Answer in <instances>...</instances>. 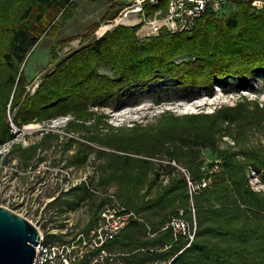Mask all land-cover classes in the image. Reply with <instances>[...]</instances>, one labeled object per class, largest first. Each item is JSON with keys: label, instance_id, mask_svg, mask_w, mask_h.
Listing matches in <instances>:
<instances>
[{"label": "trees", "instance_id": "obj_1", "mask_svg": "<svg viewBox=\"0 0 264 264\" xmlns=\"http://www.w3.org/2000/svg\"><path fill=\"white\" fill-rule=\"evenodd\" d=\"M167 1L146 4V14L165 12ZM77 6L75 0H0V145L14 139L10 111L15 112L12 123L17 127L70 116L67 131L79 132L91 144L71 138L69 146L77 143L78 148L68 166L82 167L94 157L99 175L94 188L106 193L115 187L117 200L142 220L132 221L106 248L118 246L139 264H168L172 258L170 264H264V192L250 184L255 169L264 185L263 104L243 98L212 113L166 111L154 123L120 127L92 110L122 102L131 90L148 89L166 79L192 94L229 80L253 84L257 73L264 72V11L230 0L225 11L205 13L190 31L162 29L144 40L136 36L139 26L119 25L56 62L35 92H27L23 63L41 37L54 38L61 27L58 16L66 22ZM126 6L111 4L102 22L116 19ZM230 8L233 13L226 16ZM98 26L91 25L82 41ZM55 52L50 51L52 62ZM99 66L109 68L110 74L100 73ZM256 134L261 137L251 142L249 135ZM224 136L231 137L237 149H222ZM50 138L57 136L46 133L40 142L18 144L10 152L23 153L27 168ZM203 151L211 156L208 168L221 160L217 171L202 170L209 159ZM187 176L195 185L203 178L211 181L191 196ZM75 190L80 195L64 202L68 209L100 198L87 225L90 230L106 199L85 188ZM181 208L185 218L196 223L194 240L183 251L185 240L174 242L170 230L160 231ZM148 227L156 234L153 238L148 237ZM168 245L169 251L155 253Z\"/></svg>", "mask_w": 264, "mask_h": 264}, {"label": "rangeland", "instance_id": "obj_2", "mask_svg": "<svg viewBox=\"0 0 264 264\" xmlns=\"http://www.w3.org/2000/svg\"><path fill=\"white\" fill-rule=\"evenodd\" d=\"M75 2L78 6L71 19L62 22L58 16L56 21L60 23L61 27L54 38L41 37L39 46L33 49L23 63L22 69L27 80V92L31 94L35 92L42 78L54 69L56 62L79 50L89 40H99L116 28L105 27L111 21L102 22V18L111 4L128 5L132 3L131 0H75ZM232 13L233 9L231 8L225 12L226 16H230ZM95 23H99V26L93 35L85 42L82 41V35ZM139 29L136 31L138 39L156 37L141 38L138 34ZM64 39L67 42L60 43ZM53 48L56 51L54 62L50 60V51ZM98 71L102 74H110V70L106 66H99ZM224 85L228 86L224 87ZM224 85L219 84L211 91L202 90L192 94L174 87L173 82L166 79L151 85L148 89L131 90L122 102H112L102 109L93 107L92 110L105 115L104 120L109 125L120 127L132 126L133 123H154L166 111L175 115L212 113L223 106H234L243 98L264 105V72L257 73L256 80L251 85L241 86L235 80H229ZM14 113V111H10L7 114L14 139L0 145V207H6L30 220L44 233L58 232L56 235L58 240H71L80 233H87L89 231L87 225L93 218V212L100 198H97L96 201L80 202L74 209H68L64 202L72 201L77 195H80L77 190L72 191L75 188H85L91 193L103 192L94 188L93 183H96L99 177L94 157L91 156L82 167L68 166L70 157L75 154L78 148L77 143L69 146L70 139L73 138L84 144L91 143L81 138L79 132L67 131L68 122L72 119L70 116H58L48 122L17 127L12 123ZM46 133H52L57 138L47 139L45 145L36 152L32 160L29 161V166L25 168V155L19 151L10 152L11 149L18 144L23 147L34 145L40 142ZM258 137L261 136L249 135V140L254 142ZM220 145L222 149L231 147L237 149L234 140L227 136L222 137ZM93 146L100 148L94 144ZM203 155L209 157L206 160L208 164L212 162L208 151H203ZM220 162V159L213 161L217 164ZM173 164L177 166L176 163L173 162ZM182 171L184 170L182 169ZM250 172L251 186L256 191L264 192V185L257 178L258 171L251 169ZM111 190L116 192L115 187H112ZM183 211L185 215V209ZM59 231H62L63 234H59ZM114 246L107 248L111 253L118 255L116 260L110 264H139L133 261V258H129L126 251ZM138 255L141 257L142 254ZM171 262L170 259L168 263ZM79 264L86 263L79 262Z\"/></svg>", "mask_w": 264, "mask_h": 264}, {"label": "built area", "instance_id": "obj_3", "mask_svg": "<svg viewBox=\"0 0 264 264\" xmlns=\"http://www.w3.org/2000/svg\"><path fill=\"white\" fill-rule=\"evenodd\" d=\"M161 1L131 0L132 3H129L119 13L118 17L114 21L107 23L105 27L137 25L140 27L138 34L141 38L158 36L162 29H167L171 33L190 31L194 27L195 21L205 13L219 15L225 11L230 3V0H168L167 10L165 12L162 9H158L151 15L146 14V4L155 6L160 5ZM243 1L249 3L255 10L264 11V0ZM206 160L204 163L205 167L203 166L202 170L208 171V173L217 171L218 164L214 163L212 168H208ZM187 181L189 192L192 196L196 190L205 188L211 179L203 178L199 184L195 185L187 176ZM96 193L104 197L106 203L99 212L96 225L87 233H80L74 239L63 241L58 240L56 236L58 232L44 233L36 227L39 231L40 238L38 245L35 247L36 254L33 264H79V262L86 264H110L116 260L118 255L111 253L106 248V245L112 242L132 221L142 220L132 210L124 207L117 200L115 193L111 189L106 193ZM166 230L171 231L174 242L180 239L187 242L182 249L183 251L194 240L196 223L195 220L189 222L184 216L183 209H178L176 215L160 229V231ZM59 232V234H63L62 231ZM148 235L150 237L155 236L149 227ZM170 247L171 245H168L156 251H167Z\"/></svg>", "mask_w": 264, "mask_h": 264}, {"label": "water", "instance_id": "obj_4", "mask_svg": "<svg viewBox=\"0 0 264 264\" xmlns=\"http://www.w3.org/2000/svg\"><path fill=\"white\" fill-rule=\"evenodd\" d=\"M39 238L32 222L0 207V264H33Z\"/></svg>", "mask_w": 264, "mask_h": 264}, {"label": "crops", "instance_id": "obj_5", "mask_svg": "<svg viewBox=\"0 0 264 264\" xmlns=\"http://www.w3.org/2000/svg\"><path fill=\"white\" fill-rule=\"evenodd\" d=\"M155 235H156V234H155ZM148 237H149V238H153V237H150L149 235H148ZM156 250H160V249H156ZM156 250H155V253H158V251H156ZM142 251L144 252V250H142ZM167 251H169V250H167ZM167 251H162L161 253H165V252H167ZM127 256H128V254H127ZM129 257H130V255H129ZM126 258H127V257H126Z\"/></svg>", "mask_w": 264, "mask_h": 264}]
</instances>
